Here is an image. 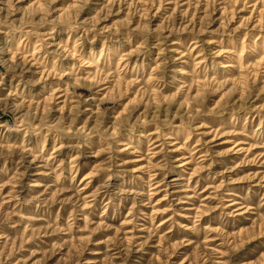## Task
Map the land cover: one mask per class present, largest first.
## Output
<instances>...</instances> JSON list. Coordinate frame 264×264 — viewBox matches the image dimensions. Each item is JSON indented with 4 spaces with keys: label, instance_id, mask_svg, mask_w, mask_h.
Here are the masks:
<instances>
[{
    "label": "rangeland",
    "instance_id": "obj_1",
    "mask_svg": "<svg viewBox=\"0 0 264 264\" xmlns=\"http://www.w3.org/2000/svg\"><path fill=\"white\" fill-rule=\"evenodd\" d=\"M0 264H264V0H0Z\"/></svg>",
    "mask_w": 264,
    "mask_h": 264
},
{
    "label": "bare ground",
    "instance_id": "obj_2",
    "mask_svg": "<svg viewBox=\"0 0 264 264\" xmlns=\"http://www.w3.org/2000/svg\"><path fill=\"white\" fill-rule=\"evenodd\" d=\"M224 67H227V66H224ZM186 164H188V162H184L183 164H181V166H184V165H186ZM85 179V178H84ZM37 185V184H36ZM158 187V186H157ZM152 188V187H151ZM155 188V187H154ZM153 189V188H152ZM165 223H167V222H162L159 226H162V225H164Z\"/></svg>",
    "mask_w": 264,
    "mask_h": 264
}]
</instances>
